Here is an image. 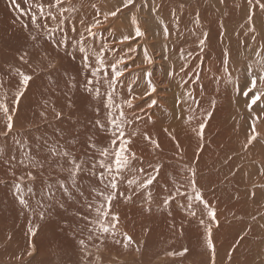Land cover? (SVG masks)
Segmentation results:
<instances>
[{
  "label": "bare ground",
  "instance_id": "1",
  "mask_svg": "<svg viewBox=\"0 0 264 264\" xmlns=\"http://www.w3.org/2000/svg\"><path fill=\"white\" fill-rule=\"evenodd\" d=\"M17 2L20 8L25 9L33 0ZM71 2L79 11L66 13L68 19L65 28L70 36L73 24L77 31L81 30V17H86V22L92 20L94 10L90 4L95 3L102 11L121 8L117 17L110 18L96 29L103 33L96 44L109 42L110 47L120 50H126L129 43L139 45L130 54L133 59L129 62L131 71L126 73L128 79L121 78L123 84L118 89L121 96L127 97L128 84L136 80V75L142 74L145 68L151 70L152 81L157 88L152 95H145L148 89L142 75L133 84L134 94L141 97L134 101L135 113L141 118L127 129L128 132L138 133L133 137L132 147L142 159V164L137 163L136 166L147 169L150 163L162 165L158 183L152 186L153 211L149 214L144 210L143 193L133 196L131 201L118 197L113 201L112 210L120 215L117 226L120 235L115 239H120L121 243H113L112 239L105 240L103 244L95 241V244H99V251L94 246L90 250L100 256L101 264H211L212 252L206 247V231L199 224V219L203 218L206 222L208 219L202 205L194 203L195 217L189 216L179 206L186 203L183 199L173 201L168 209L156 210V205L161 202L162 186L165 183L171 185L173 179L187 176V169L195 167L198 186L215 209L220 222V227H213L212 232L216 249L215 264H264V217L261 216L264 215V188H255L251 198L255 183L259 185L262 180L264 182V175L261 174L264 166L248 167V161L264 160V155L257 152L260 157H251L252 152L259 150L264 154V141L243 154L251 124L245 98L233 93V83L214 79L222 74L223 61L228 59L234 81L238 79L240 87H244L243 72L247 70L250 73L248 66H254L258 59L264 58V11L255 4V0L251 6L247 0H223V3L221 0H135L134 5L128 8L122 7L123 0ZM261 2L264 3V0ZM102 4L105 9L101 8ZM65 6H70L68 0H65ZM227 15L230 16L226 18ZM250 15L256 28L255 41L250 38ZM133 17L146 36L138 41L112 44L113 32L103 28L112 24L115 38L118 39L121 34L134 33ZM21 21L27 27H23ZM164 26L169 31L167 39ZM35 30L36 25L32 24L29 15H21L10 0H0V79L4 81L0 97L6 93V102L11 106L18 81L14 74L9 76L13 68L20 67L25 72L38 68L34 83L20 100L13 131L0 135V264H82L85 257L79 246L82 236L78 227L83 226V222L78 220L76 213L85 211L84 199L76 189L71 188L72 180L68 172L56 166V158L51 157L52 166L45 164L42 174L34 173V181H25L33 189V193L25 197L32 208H35L37 201L46 197L50 186L55 191L56 200L65 204L66 210L55 206L41 220L38 211L33 213L20 205L15 188L17 181L9 171L10 158H14L11 163L17 175H21L26 168L24 165L17 166L20 160L27 156L41 160L49 158V150L53 147L71 151L78 159L85 158V153H90L87 145L89 136L93 137L97 148L110 143L109 134L95 124L97 116L94 109L97 106L101 108L99 118L105 120L102 102L82 86L81 54L77 52L73 58L63 51L56 52L54 46L44 39L33 47L29 32ZM204 32L208 36L201 53L197 45ZM144 49L152 57L151 65L143 59ZM225 50L229 53L227 58L224 56ZM24 52L29 54L28 64L19 59ZM189 53L193 55L189 56ZM256 53L260 54L259 57ZM45 55L57 60L59 71L45 70L47 61H42ZM182 65H186L187 76L179 71ZM172 66L177 75L169 78L168 72ZM196 72L200 73L198 81L189 80L184 87L180 86L182 76L188 79ZM239 75L241 78H237ZM71 77H76V88H71L67 83ZM189 88L194 90L205 115L208 111L212 112L204 130L203 142H193L198 138L192 129L200 123V110H197L192 123L186 124L184 117L188 113L181 111L186 105L177 106L178 98L187 99L184 93ZM152 99L158 103L148 108L147 104ZM213 100L216 102L214 109L211 106ZM69 102L72 107H68ZM53 105L62 113L59 118L51 111ZM261 109H264V104L254 106L257 114ZM43 111H47V119L41 117ZM2 117L0 113V132H4ZM128 118L133 119L132 113L128 112ZM247 120L250 122L245 129ZM257 128L264 133V121L259 122ZM145 133L159 142L160 149H154L144 139ZM172 136L176 139L173 140ZM238 136L242 139L239 140ZM177 141L179 148L176 147ZM200 143L204 145L202 151L198 150ZM60 163L67 168L66 160ZM58 181L70 188L71 198L59 188ZM78 182L85 196H89L93 188L100 187L97 179L87 174V169L78 177ZM124 188L122 185L121 190ZM29 222L34 228L38 226L36 235L31 238L27 233ZM181 227L182 235L178 231ZM124 233L133 240L127 248L123 246L126 243ZM29 239L35 246L31 256L27 255ZM185 248L188 251L183 256L169 255ZM21 256L23 258L18 259Z\"/></svg>",
  "mask_w": 264,
  "mask_h": 264
},
{
  "label": "snow or ice",
  "instance_id": "2",
  "mask_svg": "<svg viewBox=\"0 0 264 264\" xmlns=\"http://www.w3.org/2000/svg\"><path fill=\"white\" fill-rule=\"evenodd\" d=\"M11 5L17 9L21 15H29L32 24L36 25V30L29 32V38L33 42V47L39 44L41 39L50 42L56 52L63 51L65 55L75 57L78 52L81 54L83 75L82 86L85 91L94 96L96 100L101 101L105 110V120L102 121L99 117L101 114L100 106L95 107L97 119L95 124L98 129L105 131L110 136V143L105 147L97 148V145L93 142V137L89 136L87 139V145L90 149V153H85V158L78 159L71 151L61 150L59 148H50V156L46 159H32L31 156H27L18 162L17 166L24 165L26 171L21 175H17L16 168L12 165L11 161L14 158L9 159V171L11 175L16 178V192L18 194V200L20 205L35 213L38 211L39 218L43 220L46 213H48L53 207L58 206L60 209H65V204L62 201L56 200L55 191L53 187L48 188L46 197L40 201H37L35 208H32L29 204V200L25 197L28 194L33 193V189L25 181H34L36 175L34 173H43L45 164L50 163L51 157H55V165L62 171L66 170L71 177V188L76 189L81 197L84 199V212H77V218L83 222V226L78 227L79 234L82 238L79 239V246L83 252L85 259L82 264H101V258L99 255H94L90 250V247H95L99 251V244H103L105 240L112 239L113 243L120 244V239H115L120 234L117 226L119 224L120 215L112 210L113 201L117 198H123L127 201H131L133 196L141 195L143 193L144 204L146 207L144 210L151 214L153 211L152 205L154 204L153 189L152 186L158 183V177L161 173L162 165L160 163L149 164L148 168L137 167V163L142 164V159L136 155L133 150V137L138 135L136 131L128 132L129 126L135 123L137 119L141 117L135 113L134 101L141 97L134 94L133 84L136 80L140 79V75L143 76L148 91L145 95H152L157 91L156 85L152 81V72L149 68H145L142 74L136 75V80H133L128 84L127 97L121 96L118 92L119 87L123 84L122 77H126V73L131 71L132 65L130 61L133 57L130 55L136 51L137 45H131L126 50H120L115 47H110L109 42H103L99 45L96 41L103 36L102 32L96 31L101 28L103 24L107 23L110 18L117 17L121 11L120 7L115 8L112 11H102L95 3L90 4V7L94 10V16L91 21L86 22V17H81L79 20L80 31H77L75 24L71 27L72 35H69V31L65 28V22L68 19L66 13H78V9L75 4H72L71 0H68L70 6H65V0H33L27 8H20L17 0H10ZM27 3L28 0H25ZM251 6L253 0H247ZM135 0H123L122 7L128 8L133 6ZM223 3V0H221ZM255 4L259 5V8L264 11V3L261 0H255ZM103 17V19H101ZM38 20L41 21L38 23ZM49 21L54 23H49ZM252 17L249 16V32L251 33V39L256 40V28L252 24ZM197 23L199 19L197 18ZM23 27H27L23 21H21ZM132 24L135 25L134 33L127 35L121 34L118 39L115 38L114 26L109 27V31L113 32L112 44H124L125 42H131L132 40H139L146 36V32L141 29L139 22L135 17L132 18ZM223 27V25H221ZM165 39L169 36L167 26L163 29ZM208 34L202 33V38L199 39L198 49L202 53L207 42ZM167 46H165L166 49ZM122 53V54H117ZM28 52H24L19 57L20 61L24 64H28L29 60ZM189 53V56H192ZM259 57V53H256ZM224 56L227 58L229 53L227 50L224 52ZM143 59L146 64L151 65L153 63L152 57L149 55L146 49L143 50ZM42 61H47L45 70L50 72L59 71L57 68V60L55 58H49L47 55L42 57ZM140 67V65H134ZM223 72L220 76L214 77V79H223L227 83H233L234 89L238 94L245 98L246 108L251 115V124L247 132V141L244 145L245 150L254 141H257L261 137V132L258 131L257 125L259 122L264 121V109H261L260 114L254 112V106L258 104H264V58H260L255 62V65H249L250 78L245 83L243 89L240 87L238 79L234 81L232 72L229 70V60L225 59L222 64ZM186 65H182L180 73L187 76L185 70ZM38 71V68H32L30 72H25L20 67H15L9 73V76L15 75L18 77L16 84V91L14 98L11 101V106L6 102V93L0 97V113L3 114L2 123L4 132H0V135H6L13 131L15 126L14 116L19 109V103L24 93L28 90L29 86L34 83V75ZM175 67L172 66L168 72V77L172 78L176 76ZM200 73H193L188 79L181 77V87L188 84L189 80L198 81ZM67 83L71 88H76V77H71ZM4 87V81L0 79V88ZM104 89L102 92L101 89ZM251 94V95H250ZM184 95L187 99L177 100V106L186 105L182 108V112H187L188 115L184 117L186 124H191L195 119L197 110H200V123L196 128L192 130L196 132L199 140L204 141V130L207 126V121L211 118L212 112L208 111L205 115V111L202 109L200 101L196 98L194 90L189 88L185 90ZM190 102V103H189ZM158 101L152 99L148 102L147 107L153 108L157 105ZM215 100L211 101V106L215 108ZM72 103L69 102L68 107H72ZM132 113L133 119L128 118V112ZM51 111L56 118H59L62 113L57 111L55 105L52 106ZM41 117L47 119V111L40 113ZM179 118V117H178ZM167 131V130H165ZM175 140V136L171 137ZM144 139L148 140L154 147V149H160V144L156 140H152L148 134H144ZM176 147L179 148V142L177 141ZM203 143L198 145V150H203ZM61 160H66L67 168L64 164H61ZM87 169L89 176L95 177L100 187L93 188L89 196H85V192L80 188L78 177ZM150 169V170H149ZM99 170V171H98ZM187 176H182L179 179H173L171 185L165 183L162 186V195L160 196V203L156 205V210L168 209L173 201L183 199L186 203H181L179 206L183 208L189 216L195 217L196 211L194 210V203L202 205L203 210L207 214V222L205 219H199V224L205 228L206 231V247L212 252L211 264H215V245L212 241L213 227L219 228L220 222L217 219L216 211L211 204L204 198L202 189L197 183V169L195 167H189L187 169ZM264 175V171L261 172ZM130 177V178H129ZM59 188L66 193L69 198L72 196V192L68 186L63 182H57ZM124 185V190H121V186ZM190 189V191L188 190ZM175 229V225L172 226ZM37 228H34L29 222L27 233L29 238L36 235ZM180 234H183L182 227L178 230ZM86 233V235H85ZM243 239V237H241ZM123 240L126 243L123 244L125 248L129 247L133 240L127 233L123 234ZM95 241H99V244H95ZM35 246L29 239V248L27 255L31 256ZM138 250V249H137ZM188 249H183L180 252H170L171 256H183ZM229 259H231V252H229ZM23 257H18L22 259Z\"/></svg>",
  "mask_w": 264,
  "mask_h": 264
},
{
  "label": "rangeland",
  "instance_id": "3",
  "mask_svg": "<svg viewBox=\"0 0 264 264\" xmlns=\"http://www.w3.org/2000/svg\"><path fill=\"white\" fill-rule=\"evenodd\" d=\"M101 8L102 9H105V7H104V5L102 4L101 5ZM227 13H231L230 11H227ZM228 16H230V15H227L226 16V18L228 17ZM117 19H115L113 22H115ZM110 26H112V24H109V25H107L106 27H104L103 29H109V27ZM245 66H247V65H245ZM237 78H241L240 77V75L239 76H237ZM250 78V76H249V72L247 71V70H245V72H243V77H242V82H243V85H245V83L248 81V79ZM242 89H243V87H241ZM233 93L234 94H237L238 96H240V97H242V95H240V94H238L237 93V91L235 90V89H233ZM257 110H258V108H257ZM250 121L249 120H247V122H246V124H245V126H244V128L246 129V126H247V124L249 123ZM239 130V132H240V129H238ZM245 131V130H244ZM242 135H244V132H242ZM238 138H239V140H241L242 139V137H239L238 136ZM196 140H199V138H196V139H193V142H195ZM244 141V140H243ZM262 141H264V133L263 132H261V137H259L258 138V140L257 141H254L251 145H249L248 146V148H247V150H244V152H243V154H247L248 152H250L251 150V148H253V146H256L257 144H259L260 142H262ZM256 152L257 153H259V154H261V155H264V154H262L263 152H261L260 150L259 151H255V152H252L251 153V157H260V155L259 154H256ZM251 162H253L252 164H250ZM255 162V163H254ZM248 167H250V166H252V165H259V166H264V160L262 161V162H260V161H248ZM262 182V184H264V182H263V180L261 181ZM262 184H260L259 183V185L258 184H256L255 183V186L254 187H252V190H253V192H252V194H251V198H252V196H253V193L255 192L254 190H256V189H262V188H264V185L262 186ZM256 188V189H255ZM259 200V199H258ZM261 216H263L264 217V215H261ZM260 218V217H259ZM257 219H258V217H257Z\"/></svg>",
  "mask_w": 264,
  "mask_h": 264
}]
</instances>
